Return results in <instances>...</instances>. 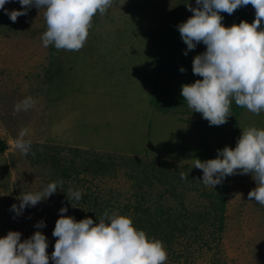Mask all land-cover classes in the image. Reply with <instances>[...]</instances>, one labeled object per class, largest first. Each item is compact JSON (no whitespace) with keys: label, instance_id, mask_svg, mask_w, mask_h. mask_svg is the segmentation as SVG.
Segmentation results:
<instances>
[{"label":"rangeland","instance_id":"obj_1","mask_svg":"<svg viewBox=\"0 0 264 264\" xmlns=\"http://www.w3.org/2000/svg\"><path fill=\"white\" fill-rule=\"evenodd\" d=\"M189 4L197 7L195 0H113L93 17L84 46L72 51L43 46L44 8L28 7L15 22L0 10V237L19 231L23 242L41 231L51 256L61 207L77 221L98 222L105 211L130 216L138 229L136 209L162 216L171 208L191 237L180 236L171 248L162 227L151 235L164 244L165 264H264V205L248 199L257 186L252 174L229 175L213 188L192 160L235 148L242 129L264 128V112L233 101L227 123L210 126L187 106L182 85L202 79L192 62L206 51L201 43L184 55L177 26L193 15ZM25 7L11 0L4 9ZM253 9L222 12V23L253 22ZM28 96L34 107L16 112ZM25 128L27 155L15 147ZM55 181L62 185L47 200L21 215L11 210L22 193ZM69 190L81 191V199L71 204ZM41 221L46 227H35Z\"/></svg>","mask_w":264,"mask_h":264},{"label":"clouds","instance_id":"obj_2","mask_svg":"<svg viewBox=\"0 0 264 264\" xmlns=\"http://www.w3.org/2000/svg\"><path fill=\"white\" fill-rule=\"evenodd\" d=\"M11 0H0L11 21L27 15L28 7L45 9L47 30L41 40L44 47L80 50L92 26L93 17L104 14L113 0H18L24 11L4 9ZM197 7L188 5L193 15L177 27L187 46L184 55L203 43L206 51L193 59V74L202 77L194 83L184 84L181 96L187 106L199 112L210 126L227 123L232 115L231 105L259 115L264 112V0H195ZM252 5L255 19L252 23L241 21L230 27L223 25L222 12L233 14L242 6ZM181 72L186 71L183 67ZM36 100L28 96L15 105V111H28ZM28 129H22L15 147L27 155L31 140L25 139ZM195 161V168L203 171L202 183L215 188L229 175L251 173L256 187L248 193L259 205H264V128L255 126L242 129L235 148L226 146L217 150L214 159ZM181 179L188 177L181 172ZM62 181L47 184L41 191L22 193L19 205L11 210L21 215L28 207L47 200L58 190ZM70 203L79 201L82 193L69 190ZM67 207L59 209L52 235L58 238L49 256L48 238L36 231L21 242L22 233L9 231L0 237V264H165L167 251L161 240L150 238L138 229L130 216L109 214L95 222L91 217L77 221L65 215ZM35 227L43 228L41 221Z\"/></svg>","mask_w":264,"mask_h":264},{"label":"trees","instance_id":"obj_3","mask_svg":"<svg viewBox=\"0 0 264 264\" xmlns=\"http://www.w3.org/2000/svg\"><path fill=\"white\" fill-rule=\"evenodd\" d=\"M251 17H252V19L254 21V19H255V9H253V11L251 13ZM249 18L247 19V21L249 23H252V21H249ZM4 146H5V144L2 143L1 148L4 149ZM141 209H143V211H139L138 209H136V211L139 213V215H138L139 219L141 220V222H140L141 226H140L139 229H142L145 232L151 231L150 235H148L150 238L152 237L151 235H156L157 234L156 230L158 228L162 227L163 230L161 231V233L163 234V236L166 237V239L164 238L165 239L164 242L167 243L171 248H173L171 246L173 244V241H177L180 236H184V237L185 236H190L188 234V232L190 231L189 229L188 230H187V228H183L182 229V227H178L177 226L178 220L182 219L184 217L183 216H178L176 218L174 215H178V214L175 213L173 215L174 209L168 208L166 210V213H163L162 216H159V214L157 215L156 213L152 212L151 208H149V209L148 208H141ZM174 212H177V210H175ZM172 216H174L175 218H172ZM159 217H163L166 220V222L157 223L156 220H160ZM149 225H151V230H149L150 229ZM191 234H193L192 230H191Z\"/></svg>","mask_w":264,"mask_h":264}]
</instances>
